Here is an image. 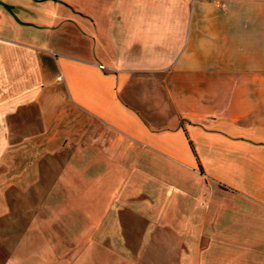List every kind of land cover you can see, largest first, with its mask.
Masks as SVG:
<instances>
[{
  "label": "crops",
  "instance_id": "crops-1",
  "mask_svg": "<svg viewBox=\"0 0 264 264\" xmlns=\"http://www.w3.org/2000/svg\"><path fill=\"white\" fill-rule=\"evenodd\" d=\"M14 199L59 264H264V0H0Z\"/></svg>",
  "mask_w": 264,
  "mask_h": 264
},
{
  "label": "rangeland",
  "instance_id": "rangeland-1",
  "mask_svg": "<svg viewBox=\"0 0 264 264\" xmlns=\"http://www.w3.org/2000/svg\"><path fill=\"white\" fill-rule=\"evenodd\" d=\"M11 203L12 213L0 219V264H47V256L53 260L51 264H59L58 256L47 254V232L38 230L36 226L38 217L32 209L37 211L43 200L14 199ZM128 235L137 240L140 233ZM55 250L57 253L60 251ZM72 256L64 257L70 259ZM98 260L102 262L100 259H95V262Z\"/></svg>",
  "mask_w": 264,
  "mask_h": 264
}]
</instances>
